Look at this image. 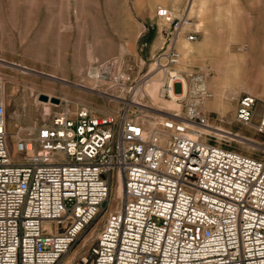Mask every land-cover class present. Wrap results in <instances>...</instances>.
Returning a JSON list of instances; mask_svg holds the SVG:
<instances>
[{"label":"built area","instance_id":"built-area-1","mask_svg":"<svg viewBox=\"0 0 264 264\" xmlns=\"http://www.w3.org/2000/svg\"><path fill=\"white\" fill-rule=\"evenodd\" d=\"M154 18L166 26L158 95L178 115L132 112L148 70L130 80L109 62L90 68L126 93L118 112L54 115L10 152L0 80V264H264V160L216 143L200 108L208 67H177L185 18L161 6ZM255 105L238 97L233 121L264 139ZM99 220L86 249L70 253Z\"/></svg>","mask_w":264,"mask_h":264},{"label":"rangeland","instance_id":"rangeland-1","mask_svg":"<svg viewBox=\"0 0 264 264\" xmlns=\"http://www.w3.org/2000/svg\"><path fill=\"white\" fill-rule=\"evenodd\" d=\"M162 1L0 0V37L7 43L0 50V80L9 151L13 139L27 138L54 115L72 114L79 108L96 114L118 112L126 103L122 101L126 93L113 90L109 80L88 70L114 62L132 80L140 72L154 69L166 29L154 18L157 5L177 15L186 7L190 26L180 29L175 47L180 55L177 67L190 71L208 67L205 81L212 97L205 104L209 109L203 106L202 112L209 124L264 148L263 137L233 121L236 99L242 95L255 98L256 112L264 107V0H180L178 6L172 0ZM201 3L203 10H199ZM188 32L196 33L195 42L183 41ZM22 47H27L30 55H25ZM231 53L243 59L230 61ZM173 91L178 92L177 85ZM224 94L230 100L222 112L216 102ZM39 95L48 100L40 101ZM139 98L141 106L150 107L146 98ZM143 109L131 104L132 112ZM215 138L216 143L264 160L263 148L249 147L233 137ZM114 192L120 193L119 185ZM100 220L70 253L86 249ZM81 244H85L82 249Z\"/></svg>","mask_w":264,"mask_h":264},{"label":"bare ground","instance_id":"bare-ground-1","mask_svg":"<svg viewBox=\"0 0 264 264\" xmlns=\"http://www.w3.org/2000/svg\"><path fill=\"white\" fill-rule=\"evenodd\" d=\"M202 3H201V6L199 7V10H203V7L204 6L202 5ZM172 14L175 15V16L177 15L176 13H174L173 10H172ZM181 14L185 18L184 19V23H183L182 26H190V23H189L190 19L188 18L187 11H186V7L182 10V13ZM229 58H230L229 59L230 61L237 62V63L239 61H241V59H243V57L234 55L233 53H231V55H229ZM156 62H157V60H156ZM154 65L156 66L155 63H154ZM13 68L14 69H18L17 67H13ZM218 68H219V70L220 69L221 70H224L221 67H218ZM93 71H96V69L90 68L88 70V72H92V73H93ZM230 71H232V69ZM220 78H221V76H220ZM99 79H102V76H100ZM160 82H161V74H160V72L159 71H156V68L155 67H154V69H148L147 76H146V80L141 84V86L139 87V89L136 90L134 93H135V95H140V96L142 95L144 98H146L148 100V102H149L148 105H150V107L148 108V106H147V108H148L149 114L151 116H158V117H163L164 118V117H169L171 115H178V113H179V107H180L179 104H177V103H175V102H173L171 100H163V99H161V98L158 97V89H159ZM205 85L207 87V84L206 83H205ZM112 97L115 98V99H119L116 96H112ZM211 97H212V95H211ZM218 98L219 99L217 100L216 103L218 104L219 108L222 109V112H223L226 109V107L229 106V100L230 99H229L228 95H225V94L222 95V96H220V97H218ZM139 99L141 100V98H139ZM232 99H231V101H232ZM47 100H48V97H47ZM160 103L167 104L166 105L167 108H163V107L159 106V105H161ZM206 103H207V101H205L201 105V107H200L201 108V111H203V106ZM132 104H135L136 106H141L136 99H133ZM142 105H144V104H142ZM208 105L209 104H207L206 107H208ZM141 107H145V106H141ZM146 112H147V110H146ZM210 132L212 134H214L215 136L219 137V138H221L223 136L233 137V138H235L236 141H238L240 143H243V144H245V145H247L249 147H252V148H257V147L263 148L262 146H260L256 142H253L252 140H250V139H248L246 137L231 135L228 132H224L219 127H215V129H213ZM71 256L72 255H70L69 257H71Z\"/></svg>","mask_w":264,"mask_h":264},{"label":"crops","instance_id":"crops-1","mask_svg":"<svg viewBox=\"0 0 264 264\" xmlns=\"http://www.w3.org/2000/svg\"><path fill=\"white\" fill-rule=\"evenodd\" d=\"M156 2H163L162 0L160 1V0H151V4H154V3H156ZM172 2H173V5H175V6H178V4L180 3V0H172ZM157 6H160V5H157ZM156 6V7H157ZM155 7V8H156ZM163 7V6H162ZM203 20L204 19H202V22H203ZM206 33H207V30H206ZM208 34V33H207ZM207 39H208V36L206 37V48H207ZM5 44H7L6 42H4L3 41V36L1 35V37H0V50H2L3 48H4V45ZM23 48V47H22ZM22 51H23V53L25 54V55H30L29 54V50H28V48L27 47H24L23 49H22ZM2 63V60H0V64ZM12 67H15V66H12ZM214 106V105H213ZM215 107V106H214ZM216 109H218L217 107H215ZM204 109L205 110H208L209 109V106L208 107H206V105H204ZM219 110V109H218Z\"/></svg>","mask_w":264,"mask_h":264},{"label":"water","instance_id":"water-1","mask_svg":"<svg viewBox=\"0 0 264 264\" xmlns=\"http://www.w3.org/2000/svg\"><path fill=\"white\" fill-rule=\"evenodd\" d=\"M38 98H39V100L42 101V102H46V101H47V97L44 96V95H39ZM51 102H52V103H55V104L58 103V101H57L56 99H51Z\"/></svg>","mask_w":264,"mask_h":264}]
</instances>
